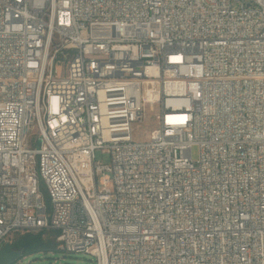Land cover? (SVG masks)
<instances>
[{
  "label": "built area",
  "instance_id": "2783aa9c",
  "mask_svg": "<svg viewBox=\"0 0 264 264\" xmlns=\"http://www.w3.org/2000/svg\"><path fill=\"white\" fill-rule=\"evenodd\" d=\"M52 230L92 264H264V0H0V248Z\"/></svg>",
  "mask_w": 264,
  "mask_h": 264
},
{
  "label": "rangeland",
  "instance_id": "374dc122",
  "mask_svg": "<svg viewBox=\"0 0 264 264\" xmlns=\"http://www.w3.org/2000/svg\"><path fill=\"white\" fill-rule=\"evenodd\" d=\"M65 74V73H63ZM154 111H150L149 107H146V118L144 121L138 125L136 128L137 135L142 137L147 136L150 131L155 128L156 120ZM35 134L32 135V137ZM193 158L196 160L199 156V148L198 146H193ZM96 157L98 160L103 162L109 161V155L106 153H102L101 150L96 151ZM20 234H24V232L20 231ZM16 233H14L10 238L9 241L13 240ZM94 262V257L86 254V253H75V252H68L65 249L55 248L50 251H34L23 255L16 261L14 264H92Z\"/></svg>",
  "mask_w": 264,
  "mask_h": 264
},
{
  "label": "trees",
  "instance_id": "16d2710c",
  "mask_svg": "<svg viewBox=\"0 0 264 264\" xmlns=\"http://www.w3.org/2000/svg\"><path fill=\"white\" fill-rule=\"evenodd\" d=\"M58 235L57 230L49 232H24V234L16 233L12 242L13 248L21 250L23 255L34 251H50L59 248V243L56 240ZM22 255V256H23Z\"/></svg>",
  "mask_w": 264,
  "mask_h": 264
},
{
  "label": "water",
  "instance_id": "95a60500",
  "mask_svg": "<svg viewBox=\"0 0 264 264\" xmlns=\"http://www.w3.org/2000/svg\"><path fill=\"white\" fill-rule=\"evenodd\" d=\"M23 255L21 250L13 248L12 242H6L0 248V264H14Z\"/></svg>",
  "mask_w": 264,
  "mask_h": 264
}]
</instances>
